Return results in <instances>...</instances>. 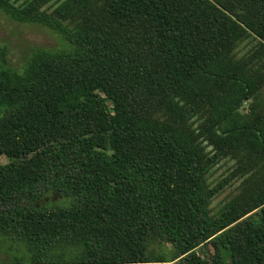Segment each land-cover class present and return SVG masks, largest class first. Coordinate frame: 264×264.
Listing matches in <instances>:
<instances>
[{"label":"trees","instance_id":"trees-1","mask_svg":"<svg viewBox=\"0 0 264 264\" xmlns=\"http://www.w3.org/2000/svg\"><path fill=\"white\" fill-rule=\"evenodd\" d=\"M0 11L60 43L21 70L0 44V264H264V0ZM250 36L255 55L238 59ZM227 156L238 167L213 185ZM237 177L240 192L212 212Z\"/></svg>","mask_w":264,"mask_h":264},{"label":"rangeland","instance_id":"rangeland-1","mask_svg":"<svg viewBox=\"0 0 264 264\" xmlns=\"http://www.w3.org/2000/svg\"><path fill=\"white\" fill-rule=\"evenodd\" d=\"M16 5L23 4L28 0H12ZM56 1V0H55ZM57 7V2L51 1L44 4L42 10L46 12H52ZM0 44L7 47L9 51V67L14 70H21L26 64L31 53L35 49L43 48L48 50H55L60 47L59 39L48 29L36 25V24H23L11 20L3 12L0 11ZM258 47V40L254 36L248 37L242 43H240L235 49V55L239 58H248L249 55L254 56ZM254 65L261 66L264 64V53L257 54L254 58ZM257 74H264V66H262ZM257 100L258 112L263 113L264 110V86L259 90ZM253 101H247L243 104L240 112L242 114L249 113L250 105ZM196 126L199 125V121L196 120ZM207 143L204 142V145ZM206 152L212 154V146L206 148ZM8 162L5 157H0V165H4ZM238 167V160L231 156L221 158L217 164H215L209 171L208 182L217 184L227 178ZM248 177V175H246ZM245 178L237 177L226 186L219 195H217L210 208L212 212H217L219 208L236 196L245 181ZM201 253V249L198 250ZM8 257L5 254H0V263H4ZM164 264H175L164 263Z\"/></svg>","mask_w":264,"mask_h":264}]
</instances>
